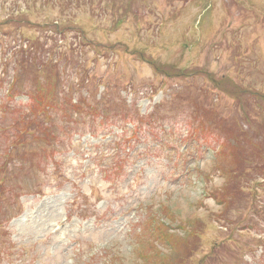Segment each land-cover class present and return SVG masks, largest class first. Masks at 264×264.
<instances>
[{
    "label": "rangeland",
    "instance_id": "rangeland-1",
    "mask_svg": "<svg viewBox=\"0 0 264 264\" xmlns=\"http://www.w3.org/2000/svg\"><path fill=\"white\" fill-rule=\"evenodd\" d=\"M93 7L73 9L83 36L67 30L59 43L67 42L77 61L67 68L68 82L79 81L71 69L80 64L104 82L73 96L124 101L142 120L167 118L153 121L156 127L143 125L123 175L107 179V161L98 157L114 153L107 144L120 140L123 129L114 120L121 116L54 113L50 124L58 139L46 143L25 134L16 145L12 137L23 139V128L41 136L40 119L26 114L25 96L10 102L17 113L0 109L2 125H13L17 116L26 121L12 135L0 134V165L6 152L14 160L0 170V264H165L176 249L150 237L159 213L174 221L168 226L186 236L187 247L202 235L191 264H264V154L255 163L247 159L250 146L259 144L250 133L263 122L264 109L245 111L249 95L264 91V0H96ZM27 14L36 22L67 24L58 6L31 7ZM6 16L0 8V21ZM33 32L39 33L27 34ZM191 90H199L195 97L204 108L183 99ZM204 121L221 136L204 135ZM237 138L249 144H241L238 155ZM154 245L159 251L150 253ZM214 247L216 259L208 263Z\"/></svg>",
    "mask_w": 264,
    "mask_h": 264
},
{
    "label": "trees",
    "instance_id": "trees-1",
    "mask_svg": "<svg viewBox=\"0 0 264 264\" xmlns=\"http://www.w3.org/2000/svg\"><path fill=\"white\" fill-rule=\"evenodd\" d=\"M94 1L96 0H0V8L2 10H7L6 20L0 21V57L3 59V69L0 67V89L2 91H10L12 95L26 93L29 97H31L30 106L32 109L26 112V114L30 117H34L35 115V118L40 119L37 122V126L42 130L41 136H36L38 132L35 129L23 128V139L16 136L12 137V139H14L13 143L16 145H19L21 140L25 142V134L30 130L33 131V136L30 137H34L35 141L50 143L51 141L58 139V133L53 131L54 129L52 124H50L52 122L51 114L54 113H63V115L67 116L68 119H72L71 117L75 115V112H82V110L87 108L97 115H102L104 118L121 116V119L119 118L114 120L115 123H120L122 120L124 122V119L136 121L134 113L128 108L126 103L121 100H117L115 104H109L108 101H106L104 104V100H101L102 102L99 101L95 103L94 100H91L90 96H84L82 93H80L78 96V102H74L73 93L77 91V89H79V91L85 88L91 89V87L96 82H98L100 85H103L101 82H104V78L100 80L94 74L91 76L87 71L89 65L80 64L78 67L71 69L76 71V76L79 78V81H75L73 84L68 82L66 79V72L68 70L67 68L72 64V62L77 63L75 62L74 58L69 55V53L73 54V49L69 48V44L67 42L65 44H60L57 34L51 35L48 33L50 30L52 31V29H54L59 31V34H62V39H67L65 31L77 29L83 36L84 32L75 24L78 13L72 11L74 8H79L85 4H88L90 8H94ZM132 2L133 0H131V3ZM136 3L137 0H135V4ZM48 6L60 7V13L63 15V18L66 20L67 24L61 26L59 23L46 24V21L36 22L27 14V11L31 7L39 10ZM46 27H48L50 30H48L45 34L44 28ZM30 30H38L39 33L36 35L33 32L29 35L27 34V31ZM81 44L82 43H78L79 46ZM251 74H256V72H251ZM197 92H192L191 90L190 93L186 95V97H183L187 93L186 91L184 93L182 92V95L180 96H182L183 99L189 100V105L191 108L195 109L196 106L204 108L206 106L205 103L199 102L198 98L195 97ZM204 92L207 94L205 90ZM61 94H63V96ZM249 96H253V98L251 97V101L248 99H243V104H247L248 101H250L249 103L251 105V109L245 110L247 113L253 115L264 109V96L256 93L253 95L250 94ZM104 108L106 110H103ZM15 110L17 113L18 110L15 107L11 109L7 108L5 114L13 115ZM41 111L42 113L40 114ZM207 113H210V111ZM197 114L202 118H206L199 112H197ZM217 116L221 120H228L222 114ZM44 119H47L49 126L44 123ZM49 119L51 121H49ZM106 122L108 121L106 120ZM25 123L26 121L22 116H17L16 123L13 125L5 126L3 124L1 126L2 130L0 131V134L12 135L10 131H12L14 127H20ZM122 126H125V124ZM201 127L205 129V132H202L204 135H206V133L209 135L211 133H217L213 130L212 123L210 122L204 121ZM137 128L138 130L140 129L139 126ZM222 128L225 129V127ZM230 131L231 129L228 130V132ZM228 132L226 130V133ZM219 135L221 136V134ZM240 136L244 138V136H249V134L243 133ZM238 138L234 142L237 155V150L240 148L241 144H243V147L249 145L245 142L242 143ZM255 138L259 140V144L256 143L257 146H250L253 156L247 158L249 164H251V161H254L255 158L261 156V154H264V120L262 123H257V128L252 133V139ZM242 157L245 158L247 155H243ZM2 158L4 162L0 166L3 168V170L6 169L8 164L14 161L13 157L11 158V154L9 152L4 153V157ZM255 162L256 161H254V163ZM247 174L248 176H255L251 174V171L247 172ZM229 201L230 198L228 197L227 200L224 199L221 202L222 204H226ZM226 206L227 210H229L231 207V205ZM0 215L2 214L0 213ZM159 215L161 218H158V220L154 222L153 231L151 230L152 233H150V237L159 241L160 246H166L172 253L176 251L175 258L172 259L171 256H169L171 259L166 260L165 264H191L192 257L201 247L202 235L198 238L196 243L191 246V241L190 245L187 247L188 241L186 236L184 235V238L180 237L176 233L172 232L175 230L172 225V227L168 226V222H172L173 220L167 215L165 216L160 213ZM229 220L231 223L234 222L231 219ZM170 228L174 229L170 230ZM182 228L184 229L183 226ZM186 233L187 232H185V234ZM193 234L194 238L198 236L197 232H191V235ZM176 240H179L178 248L175 247ZM181 243H184V246H180ZM160 246L154 245V248L150 253L156 252V250L159 251ZM139 255L141 259H146L148 256L147 253L143 254V256L141 254ZM216 256V250L214 247L212 249V253L206 257L208 263L212 260L214 261ZM152 257L153 256L150 258ZM156 261L151 260L152 264H158ZM198 264H206V259L200 260Z\"/></svg>",
    "mask_w": 264,
    "mask_h": 264
}]
</instances>
